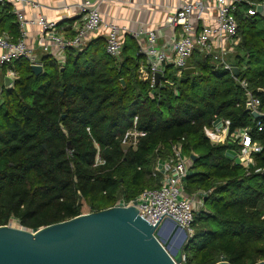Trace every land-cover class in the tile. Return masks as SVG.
Listing matches in <instances>:
<instances>
[{"label": "trees", "instance_id": "trees-1", "mask_svg": "<svg viewBox=\"0 0 264 264\" xmlns=\"http://www.w3.org/2000/svg\"><path fill=\"white\" fill-rule=\"evenodd\" d=\"M13 18V4L0 5L2 32ZM238 20L235 61L247 66L244 76L264 111V24L242 9ZM43 62L36 75L26 59L16 60L19 78L1 93L0 226L15 219L36 231L121 198L133 200L159 187L155 162L182 141L185 153L195 157L186 193H207L184 264L264 260V117L246 111V91L227 71L196 51L188 63L196 73L178 77L169 66L163 81L172 83L152 88L140 78L145 58L133 38L125 40L120 58L108 55L106 39L99 37L81 52L69 50L64 67L48 56ZM135 117L146 135L137 147L125 148L122 138ZM216 118L231 120V130L251 129L263 146L253 168L235 164L227 142L207 138L205 127ZM98 151L104 163L95 165Z\"/></svg>", "mask_w": 264, "mask_h": 264}, {"label": "built area", "instance_id": "built-area-1", "mask_svg": "<svg viewBox=\"0 0 264 264\" xmlns=\"http://www.w3.org/2000/svg\"><path fill=\"white\" fill-rule=\"evenodd\" d=\"M11 1L14 3L24 0H0V5ZM105 1L107 0H86L82 3L81 19L70 35L56 20L42 15L27 18L23 13L16 11L20 28L19 37L14 38L0 30V66L6 67L5 75L12 81L4 88H11L19 78V72L14 68L16 60L24 58L31 65L44 66L43 57L48 56L60 67H64L68 51H83L92 41L93 36L102 29L106 30L107 54L120 58L125 43L123 36L128 29L115 21L104 20L100 5ZM29 3L34 7L38 6L36 2L29 1ZM261 4H264V0L186 1L167 16L166 23L173 28L168 49L167 45H159V33L156 29L132 31L131 35L138 43L139 53L145 58V63L139 69L140 78L144 81L150 80L152 88L157 86L155 82L157 73L161 75L160 85L172 83L171 80L163 81L168 67L173 66L177 76L180 77L189 67L188 63L194 52L199 51L211 60L215 69L227 71L244 88L246 95H251L250 100L246 101V105L251 106V115L253 112L264 115L261 100L254 95L248 79L244 76L247 66L245 64L240 66L235 61L241 43L238 13L242 9L247 17L264 18L259 12ZM32 26L39 29L35 47L27 42L28 28ZM235 67L239 68V75L234 74ZM137 121L138 117H135L134 127L122 138V145L125 148L137 147L140 137L146 135V132L137 129ZM231 126V120L216 118L211 126L205 127V134L212 143L233 144L227 151L229 158L235 164L249 170L255 166V155L262 152L263 146L253 138L250 128L231 130ZM257 126L262 130V121L258 120ZM87 130L90 133V129ZM170 151L168 156L157 158L152 171L153 177L160 178L159 187L144 189L130 201L121 198L114 206H135L140 216L154 225L163 216L159 224L164 231H172L169 220H175L189 231L191 237L194 232L192 225L198 212L204 207L207 193L201 191L192 195L186 193L185 182L191 174L193 155L185 153L182 141L172 143ZM72 153L73 151L70 150V154ZM103 163L104 160L98 151L95 165ZM260 171L262 169L256 170V172Z\"/></svg>", "mask_w": 264, "mask_h": 264}, {"label": "water", "instance_id": "water-1", "mask_svg": "<svg viewBox=\"0 0 264 264\" xmlns=\"http://www.w3.org/2000/svg\"><path fill=\"white\" fill-rule=\"evenodd\" d=\"M259 12L264 16V4L259 6ZM31 66L36 75L44 71L42 65ZM184 72L191 75L196 68L189 66ZM234 74L239 75L238 67ZM155 82L160 85V73L155 75ZM11 83L6 77V84ZM246 96L250 100L251 95ZM245 109L250 112V104ZM252 115L264 116L259 112ZM159 221L150 223L135 206H111L36 231L1 225L0 264H183L189 231L170 219L172 231L167 234ZM255 264H264V260Z\"/></svg>", "mask_w": 264, "mask_h": 264}, {"label": "crops", "instance_id": "crops-1", "mask_svg": "<svg viewBox=\"0 0 264 264\" xmlns=\"http://www.w3.org/2000/svg\"><path fill=\"white\" fill-rule=\"evenodd\" d=\"M29 1L38 3L37 7ZM86 0H24L12 2L14 18L6 24L5 31L14 38L19 37L20 28L16 17V11L23 13L27 18L45 16L56 20L65 28L67 34H73L76 23L81 19V5ZM94 1V0H91ZM190 0H107L100 5L104 20L115 21L121 26L127 27L123 38L132 39L131 32L139 29H156L159 33V45H167L173 35V28L166 23L167 16L180 7L184 2ZM105 29L93 36V39L105 38ZM39 29L36 26L28 28L27 42L36 46V37ZM134 39V38H133ZM135 40V39H134ZM7 69L0 66V93L6 84Z\"/></svg>", "mask_w": 264, "mask_h": 264}, {"label": "rangeland", "instance_id": "rangeland-1", "mask_svg": "<svg viewBox=\"0 0 264 264\" xmlns=\"http://www.w3.org/2000/svg\"><path fill=\"white\" fill-rule=\"evenodd\" d=\"M258 18H260V26L261 25H263L264 24V21H263V19L261 18V17H258ZM262 19V20H261ZM88 205H85V211H88ZM10 225L11 226H14V227H19V228H21V226L19 225V222L17 221V220H15V219H13L12 221H11V223H10ZM166 233L167 234H171V232H169V231H166ZM178 238H179V240L181 239V236H178Z\"/></svg>", "mask_w": 264, "mask_h": 264}]
</instances>
